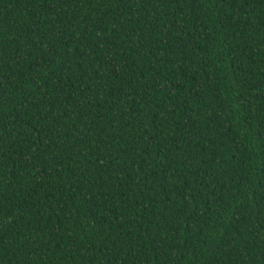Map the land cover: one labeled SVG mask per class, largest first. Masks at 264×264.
<instances>
[{"label":"trees","instance_id":"16d2710c","mask_svg":"<svg viewBox=\"0 0 264 264\" xmlns=\"http://www.w3.org/2000/svg\"><path fill=\"white\" fill-rule=\"evenodd\" d=\"M0 264H264V0H0Z\"/></svg>","mask_w":264,"mask_h":264}]
</instances>
